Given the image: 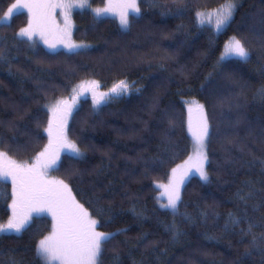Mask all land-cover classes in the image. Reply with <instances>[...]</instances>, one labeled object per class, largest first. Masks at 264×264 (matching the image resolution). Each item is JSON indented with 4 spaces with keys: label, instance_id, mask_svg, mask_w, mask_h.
Returning <instances> with one entry per match:
<instances>
[{
    "label": "trees",
    "instance_id": "trees-1",
    "mask_svg": "<svg viewBox=\"0 0 264 264\" xmlns=\"http://www.w3.org/2000/svg\"><path fill=\"white\" fill-rule=\"evenodd\" d=\"M137 2L140 14L126 30L91 10L74 12L73 39L90 46L77 52L20 38L26 13L0 24V151L34 160L47 143L46 105L82 80L99 81L103 92L125 80L127 96L98 108L79 101L67 135L83 157L63 154L51 171L98 219V231L117 234L103 264H264V248L246 234L249 224L257 237L264 233V0H235L220 34L199 26L196 14L225 0ZM12 3L0 0V18ZM103 5L90 0L93 9ZM232 37L249 49L247 61L219 62ZM187 99L209 116V182L191 177L174 214L161 207L156 186L191 154ZM11 203V180H0V224ZM51 230L52 220L37 216L18 235L0 234V264H44L36 246Z\"/></svg>",
    "mask_w": 264,
    "mask_h": 264
},
{
    "label": "snow or ice",
    "instance_id": "snow-or-ice-1",
    "mask_svg": "<svg viewBox=\"0 0 264 264\" xmlns=\"http://www.w3.org/2000/svg\"><path fill=\"white\" fill-rule=\"evenodd\" d=\"M86 6L87 0H15L0 19L9 20L14 10L26 9L28 22L26 27L20 28L17 34L19 37L33 41L34 37L39 36L49 48H55L57 43H62L71 51L89 47L71 40V9ZM236 7L235 0H225L215 13L197 12V19L200 24L214 22L219 31L232 20ZM57 9L63 15L62 27L56 20ZM94 11L97 16L105 13L117 16L121 27L129 29L132 23L130 14L138 16L141 8L137 0H107L105 7ZM249 56L246 45L240 39L232 37L225 44L221 59L235 57L247 61ZM130 87L128 82L120 80L107 92H101L99 81L82 80L72 89L70 97H61L46 105L50 113L45 129L48 144L34 160L17 161L9 152L0 151V180L10 179L12 183V203L9 205L11 215L6 224H0V233H20L25 230L33 213H49L52 217V230L36 246L37 255L44 264H103L106 245L116 239V233L97 230L98 219L93 218L89 209L76 199L69 184L64 179L51 177L50 171L57 165L62 150L67 149L76 157H83L80 147L69 140L67 135L68 117L78 96L89 92L93 103L99 105L105 100L128 93ZM261 95H264V89L261 90ZM186 103L187 126L194 140V154L183 164L172 168L166 184H157L167 201L161 207L172 210L174 214L178 212V206L182 202L181 188L193 172L198 173L202 181L209 182L206 169L209 163L207 148L212 138L209 116L204 104L195 100ZM3 142V137H0V143ZM229 221L233 226L241 223L240 219L232 216ZM171 227L176 229L175 224ZM253 227L249 224L246 234L252 236L253 246L264 248V233L257 237L252 231ZM12 264L16 262L13 261Z\"/></svg>",
    "mask_w": 264,
    "mask_h": 264
},
{
    "label": "rangeland",
    "instance_id": "rangeland-1",
    "mask_svg": "<svg viewBox=\"0 0 264 264\" xmlns=\"http://www.w3.org/2000/svg\"><path fill=\"white\" fill-rule=\"evenodd\" d=\"M138 1V0H137ZM106 3H107V0H104V5L102 6V7H100V8H103V7H105V5H106ZM87 5L88 6H86V7H84V8H80V7H74V8H72L71 9V12H70V17H71V23H72V28H71V40L74 42V43H76V44H85V43H79V42H76V41H74V39H73V30H74V24H73V22H72V15H73V13L74 12H79V11H84V10H91V11H93V15L96 17V18H113V19H116L117 20V22H118V24H119V26H120V28L121 29H123V30H126V29H124V28H122L121 27V25H120V22H119V18L117 17V16H114V15H112L111 13H105V14H103V15H100V16H97L96 15V13H95V9H93V8H91V6H90V0H87ZM97 9V8H96ZM215 11L216 10H214V11H210V12H206V13H215ZM200 12H204V11H200ZM18 13H26V15H27V17H28V13H27V10L26 9H23V8H21V9H17V10H14V13H13V15H15V14H18ZM12 15V16H13ZM130 16H136L135 14H130ZM3 17V16H2ZM1 17V18H2ZM12 18V17H11ZM10 20L11 19H9V20H2V19H0V24H7V23H9L10 22ZM56 20H57V22L61 25V27L63 26V15H61L60 14V10L59 9H57V15H56ZM196 20H197V23H198V25L199 26H206V27H209V28H211L214 32H215V34H220L221 32H223L225 29H226V27L228 26V25H226L224 28H222V29H220L219 31H217V29L215 28V25H214V22L213 23H208L207 21L204 23V24H200L199 23V21H198V19H197V15H196ZM27 26V25H26ZM25 26V27H26ZM21 38V37H20ZM22 39H24V38H22ZM26 40V39H25ZM28 41V40H27ZM29 42H31V43H39V44H41L42 46H44L45 47V49L46 50H48V51H50V52H57V51H66V52H77V51H81V50H85V49H88L89 47H87V48H77V49H73V50H69L68 48H66L62 43H57L56 44V46H55V48H49L40 38H39V36H36V37H34V40L33 41H29ZM228 42V41H227ZM226 42V43H227ZM85 45H87V44H85ZM225 46V45H224ZM224 53V47H223V50H222V53H221V55H220V57H219V62H222V61H226V60H229V59H238V60H240L239 58H235V57H227V58H225V59H221V56H222V54ZM243 61V60H242ZM100 91L101 92H103L101 89H100ZM72 94V93H71ZM128 95V93H126V94H124V95H122V96H127ZM70 97V96H69ZM85 98H89V99H91V101H92V104H93V106L95 107V108H98V107H100L101 105H103V104H105L106 102H107V100H105V101H103V102H101L99 105H97V104H94L93 103V98H92V95H91V93H89V92H85V93H83L82 95H80V96H78V98H77V102H76V104H75V106L73 107V110L76 108V106H77V104L79 103V101L80 100H82V99H85ZM191 101H193V100H191V99H187V100H184L183 101V106H184V110H185V115H186V121H185V123H186V129H187V134H188V136H189V138H190V141H191V154L189 155V156H191V155H193L194 154V140H193V138H192V136H191V134L189 133V131H188V126H187V124H188V105H187V103L186 102H191ZM196 101V100H195ZM47 110H48V108H47ZM73 110H72V112H73ZM49 112V111H48ZM72 114V113H71ZM71 116V115H70ZM70 116L68 117V121H69V119H70ZM49 118H50V113H49ZM67 124H68V122H67ZM45 134H46V137H47V143H46V145L48 144V134H47V132H45ZM63 154H67V155H70V156H73V157H76L73 153H71L70 151H68L67 149H65V150H62L61 151V153H60V156L61 155H63ZM78 158V157H77ZM188 159V158H187ZM186 159V160H187ZM185 160V161H186ZM184 161V162H185ZM183 162V163H184ZM58 163V162H57ZM183 163H181V164H183ZM56 167V166H55ZM52 171V170H51ZM51 171H50V176H51ZM170 175H171V172H170V174H169V177H170ZM169 177H168V179H169ZM191 177H197L198 179H200V177H199V174L198 173H195V172H193L189 177H188V179L185 181V183L191 178ZM168 179H167V182H168ZM10 180V179H9ZM9 180H7V181H9ZM201 180V179H200ZM166 182V183H167ZM166 183H163V184H166ZM185 183H184V185H185ZM12 184V183H11ZM183 185V186H184ZM183 186H182V188H183ZM156 188L158 189V191H159V200L160 201H162V203H166L167 201H166V198L165 197H163V195H162V189H160V188H158L157 186H156ZM182 188H181V191H182ZM162 203H160V205L162 204ZM163 209H165V208H163ZM168 211H172V210H170V209H167ZM10 215H11V209H10ZM37 216H47V217H49L51 220H52V217H51V215L49 214V213H47V212H41V213H33L32 214V216H31V218H30V220L32 219V217H37ZM30 220H29V222H30ZM29 222H28V224H29ZM7 223V222H6ZM5 223V224H6ZM21 233V232H20ZM20 233H15V232H7V233H0V234H14V235H18V234H20Z\"/></svg>",
    "mask_w": 264,
    "mask_h": 264
}]
</instances>
